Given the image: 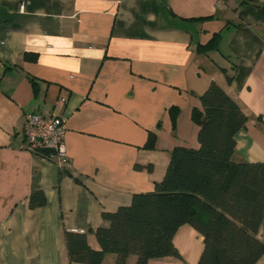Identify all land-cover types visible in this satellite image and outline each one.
I'll return each instance as SVG.
<instances>
[{"label":"crops","instance_id":"1","mask_svg":"<svg viewBox=\"0 0 264 264\" xmlns=\"http://www.w3.org/2000/svg\"><path fill=\"white\" fill-rule=\"evenodd\" d=\"M218 32L220 51L199 53ZM212 82L249 118L234 161L264 163V0H0V264H69L65 231L99 250L103 214L154 191L175 147L199 148L192 111ZM34 113L65 119L64 168L25 147ZM174 245L181 258L148 264L199 263L193 227Z\"/></svg>","mask_w":264,"mask_h":264},{"label":"trees","instance_id":"2","mask_svg":"<svg viewBox=\"0 0 264 264\" xmlns=\"http://www.w3.org/2000/svg\"><path fill=\"white\" fill-rule=\"evenodd\" d=\"M220 37L215 33L197 51L219 52ZM222 71L231 82L233 75ZM200 101L201 108L192 111L199 148L175 147L165 178L154 191L136 194L130 206L103 214L108 224L96 230L99 250L91 248L86 233L65 231L69 264H108L105 258L110 254L116 256L113 264H128L131 256L137 257L135 264L181 258L174 237L184 225L203 236L198 264H256L264 255V242L258 237L264 218V163L233 159L237 134L249 118L215 82ZM170 114L175 126L178 108H171ZM156 142L150 133L146 148L154 149ZM46 204L43 191L31 194V209Z\"/></svg>","mask_w":264,"mask_h":264},{"label":"built area","instance_id":"3","mask_svg":"<svg viewBox=\"0 0 264 264\" xmlns=\"http://www.w3.org/2000/svg\"><path fill=\"white\" fill-rule=\"evenodd\" d=\"M64 135V118H48L42 113H34L26 120L24 143L27 150L56 160L61 168L68 164Z\"/></svg>","mask_w":264,"mask_h":264}]
</instances>
